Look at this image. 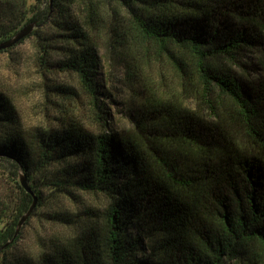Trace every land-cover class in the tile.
<instances>
[{"label": "trees", "instance_id": "16d2710c", "mask_svg": "<svg viewBox=\"0 0 264 264\" xmlns=\"http://www.w3.org/2000/svg\"><path fill=\"white\" fill-rule=\"evenodd\" d=\"M109 1L120 11L105 34L128 81L141 84V59L154 52L175 69L181 92L150 96L131 129L114 130L101 99L96 39L106 19L95 0H0V43L35 22L28 38L39 40L46 64L62 56L99 126L61 120L24 130L0 92V164L20 194L12 208L0 191V264H261L264 0ZM249 52L259 57L237 78L231 67ZM20 174L37 207L42 188L100 194L106 205L87 208L73 234L53 238L37 257L16 253L17 226L33 202Z\"/></svg>", "mask_w": 264, "mask_h": 264}, {"label": "rangeland", "instance_id": "374dc122", "mask_svg": "<svg viewBox=\"0 0 264 264\" xmlns=\"http://www.w3.org/2000/svg\"><path fill=\"white\" fill-rule=\"evenodd\" d=\"M95 2L106 19L104 28L97 33L96 39L101 60V99L110 115V126L116 131L128 130L133 127L138 109L151 99L150 96L161 99L171 94H179L181 81L166 58L151 52L144 55L140 62L144 80L139 85H132L127 79L122 55L111 48L105 34L110 15L114 10L120 9L109 0ZM120 13L124 18L125 14L122 11ZM42 56L40 42L34 36L11 48L9 52L0 53V92L13 103L23 129L58 128L63 120L78 121L90 131L98 130V123L89 109V99L80 91L77 77L61 65L62 56L53 54L47 64ZM258 57L257 53L249 52L242 65L232 66L231 69L237 78L245 75L244 65L251 60H257ZM70 87L72 89L65 94L58 91L59 88ZM37 183L41 184L39 179ZM0 189L1 197L7 198L6 201L12 208L19 205L20 194L1 164ZM41 190L44 202L41 207L36 206L34 213L21 228V238L13 249L16 253L33 258L37 257L53 238L73 234L87 208L101 209L106 205V199L100 194L80 191H74L72 194H53L45 188ZM56 214L68 215V218L76 223L61 225L54 219ZM145 242L148 244L147 240Z\"/></svg>", "mask_w": 264, "mask_h": 264}, {"label": "water", "instance_id": "95a60500", "mask_svg": "<svg viewBox=\"0 0 264 264\" xmlns=\"http://www.w3.org/2000/svg\"><path fill=\"white\" fill-rule=\"evenodd\" d=\"M35 29H37V24L35 22L28 23L23 28H21L12 38L0 43V51H5V50H8V49L15 47L16 45L21 43L23 40H25L26 38L31 36ZM19 181H20L22 188L28 194L31 195L33 202L31 204L30 208L28 209V211L24 215H22V217L18 223L14 239L20 234L21 228L27 222V220L30 218V216L33 214L34 210L36 209L37 203H38V197L33 193L27 176L24 174H20ZM10 243L11 242L7 243L3 247V249L6 248Z\"/></svg>", "mask_w": 264, "mask_h": 264}]
</instances>
